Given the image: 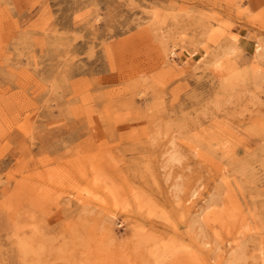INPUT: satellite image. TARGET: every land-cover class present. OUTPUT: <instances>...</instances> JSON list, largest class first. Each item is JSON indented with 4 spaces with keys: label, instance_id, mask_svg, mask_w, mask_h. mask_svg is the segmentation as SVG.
I'll list each match as a JSON object with an SVG mask.
<instances>
[{
    "label": "rangeland",
    "instance_id": "rangeland-1",
    "mask_svg": "<svg viewBox=\"0 0 264 264\" xmlns=\"http://www.w3.org/2000/svg\"><path fill=\"white\" fill-rule=\"evenodd\" d=\"M258 44L264 0H0V264H264Z\"/></svg>",
    "mask_w": 264,
    "mask_h": 264
},
{
    "label": "bare ground",
    "instance_id": "bare-ground-1",
    "mask_svg": "<svg viewBox=\"0 0 264 264\" xmlns=\"http://www.w3.org/2000/svg\"><path fill=\"white\" fill-rule=\"evenodd\" d=\"M262 46H263V45H260V44L256 45V50H255V54H254L255 57L257 56V58H258V56L264 54V53L261 54V51H262V48H263ZM173 50H174V49H173ZM236 51H237L236 48H231V49L228 50L226 53H227V54H230V53H231V55H232V54H234ZM172 53H173V51H172ZM172 55H173V54H172ZM173 56H175V55H173ZM174 155H175V154H174ZM176 155H177V154H176ZM171 157H172V159H171L172 161H173L174 159H176V160L178 159V157H177V156H176L177 158L174 157L173 154L171 155ZM171 157H170V158H171ZM174 161H175V160H174ZM196 194H197L196 192H195V193H192V197L196 196Z\"/></svg>",
    "mask_w": 264,
    "mask_h": 264
}]
</instances>
